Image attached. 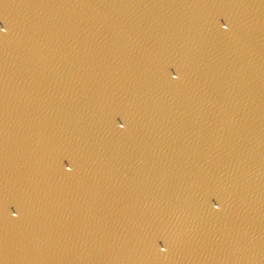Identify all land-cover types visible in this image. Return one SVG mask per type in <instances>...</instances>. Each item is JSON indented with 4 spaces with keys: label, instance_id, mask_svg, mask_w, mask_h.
Listing matches in <instances>:
<instances>
[{
    "label": "water",
    "instance_id": "1",
    "mask_svg": "<svg viewBox=\"0 0 264 264\" xmlns=\"http://www.w3.org/2000/svg\"><path fill=\"white\" fill-rule=\"evenodd\" d=\"M0 29V264H264V0H0Z\"/></svg>",
    "mask_w": 264,
    "mask_h": 264
},
{
    "label": "snow or ice",
    "instance_id": "2",
    "mask_svg": "<svg viewBox=\"0 0 264 264\" xmlns=\"http://www.w3.org/2000/svg\"><path fill=\"white\" fill-rule=\"evenodd\" d=\"M0 31H3V30L0 29ZM0 211H3V207H2V205H0ZM164 250H165L164 248H161V249H160V251H162V252H163Z\"/></svg>",
    "mask_w": 264,
    "mask_h": 264
},
{
    "label": "clouds",
    "instance_id": "3",
    "mask_svg": "<svg viewBox=\"0 0 264 264\" xmlns=\"http://www.w3.org/2000/svg\"><path fill=\"white\" fill-rule=\"evenodd\" d=\"M173 79H175V77H173ZM122 127V126H121Z\"/></svg>",
    "mask_w": 264,
    "mask_h": 264
}]
</instances>
